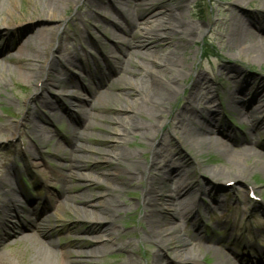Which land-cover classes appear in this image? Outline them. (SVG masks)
Wrapping results in <instances>:
<instances>
[{"label":"rangeland","instance_id":"obj_1","mask_svg":"<svg viewBox=\"0 0 264 264\" xmlns=\"http://www.w3.org/2000/svg\"><path fill=\"white\" fill-rule=\"evenodd\" d=\"M104 1L110 7L117 2V0ZM190 1L185 15L193 20H197L196 15L201 12L207 19L221 16L222 12L216 11L219 6H222L223 10L225 8L232 10L230 5L223 6L222 0ZM14 2L16 4L14 13L8 16L4 14L1 18L3 20L0 19V23H5L9 27L8 30L0 28V42L17 37L9 40V43L13 44L12 49L5 52V58H0V67L5 66L3 73H0V183L2 187L0 202L5 201L10 207L11 199L12 203L30 208L33 212L35 209L40 211L47 205L49 210L42 216L43 219H48L49 227L46 228L42 239L49 236L50 238L47 239L57 242L56 250L58 248L61 251H73L71 256L75 260L78 258L86 260L89 254V249H82L77 245L82 241L80 238L89 241L91 239L82 236V231L88 227V222L79 213V210L85 209L95 212L96 207L92 209L84 206V202H90L97 204L96 212L100 213L103 219L106 218L108 221L105 224L116 232V236L111 239L107 236L99 238L107 244V247L101 251L98 261H94V264H154L155 262L157 264H193L178 259L172 247L164 248L160 244V237L146 235V232L150 230L164 234L171 226L178 229L181 241L191 242L190 239L193 236L206 238V240L199 239L196 243L191 242L199 248L195 250L198 257L197 264H215L216 251L227 257H225L226 262L229 259L239 264H250L249 262L257 264L256 261L249 259L250 254L244 251L243 247L255 248L256 251L250 250V252L257 257H259L258 254L264 253V175L252 172L253 174L243 175L241 180L225 181L236 174L224 168L226 159L222 153L208 148L194 151L178 142L173 135L163 144L165 146L163 150L170 152L164 156L177 160V166L186 165L189 182L203 187L206 193L196 195L195 192L192 200L196 203V209L186 215L185 220H174L171 226L159 225L155 219L151 222L143 220L145 211L159 214L169 212L177 204V194L174 191H166L165 194L169 197L166 205L159 203L154 207L148 205L146 210L143 205L144 197L147 198L143 189L149 181L146 172L129 161L121 159V155L134 149L142 154L139 158L140 162L148 163L152 160L155 151L163 154L158 143L161 134L157 135L152 152L140 137L130 131V112L121 111L124 106L118 103V98L115 97L116 94L119 95L117 88L111 94L108 93L110 97H113L114 102L110 101L107 110L103 113L91 111L92 102L85 99L88 98L86 89L89 92L100 90L103 93L106 89H102L98 81H90L88 73L86 74L83 69L87 66L85 69L88 72H95L96 63L103 66L108 63L116 66L118 62L119 55L111 60L105 59L100 50L114 41L107 32H104V25L93 22L98 17H104L107 10L96 8L98 0L83 2L78 0L77 4L83 7L81 11L76 10L71 3L63 4L57 18L50 19L41 13L40 10L43 7L40 5L34 8L29 0H14ZM3 3L7 5L5 0H1L0 5ZM253 6V4L235 6L237 7L235 12L245 21H256L264 25V13ZM89 7L94 9L93 12H88ZM200 8L203 10L200 11ZM25 9L31 11L30 16L24 15ZM116 23L121 28L125 27L122 19H117L115 25ZM139 26L141 28V24ZM208 28L204 30L203 42L195 40L187 48L194 53H188L189 60L186 62L192 73H185L186 80L179 86L175 108L181 109L184 106V99L189 93L193 75L201 71L204 82H207L210 90L213 91L207 101L214 98L216 106L214 109L219 112L218 123H222L219 126L227 128L225 134L240 138L251 132L260 144H264V126L256 128L250 122H240L238 118L232 119L233 112L226 107L228 97L238 89L239 85L243 86L241 93L247 94L249 91V95L247 94L249 97L264 96V64L258 65L247 61L244 57H236L234 51L225 49L208 34ZM86 29L89 30L88 33L85 32ZM49 30L54 31L51 43L52 51L55 50L52 53L53 62L65 63L69 58L72 60L79 56L78 67L68 70L69 74L79 80L78 87L63 89L58 84H52V87H41L37 81L21 77L18 64L5 62L4 59L7 58L17 59L18 54L15 49L30 38L33 39L30 46L38 51L41 48L39 39L46 37ZM39 32L42 33L39 34ZM57 46L59 49H56ZM73 54L76 56L72 57ZM41 62L44 64L43 60ZM117 77L115 75V79ZM125 78V76L122 77V79ZM128 79L127 77V81H133ZM61 80L67 82L66 77H62ZM138 86H141V83ZM249 87L260 88L262 91L250 92ZM76 93L83 95L84 102L89 107L87 111L89 120L97 129L94 131L80 128L78 136L88 138L87 141L74 139L72 133L76 127L75 123L66 114L55 110L56 108L54 111L41 109L36 112L38 116L30 120L31 125L24 123L25 116L33 114L37 106L33 100L38 95L49 97L48 100L52 103L53 98H59L69 109V115L78 113L76 104L67 98V95ZM250 105L254 109L257 107L256 103H250ZM195 107L199 112L205 109V104L200 103ZM219 107H221L220 110ZM216 111L213 110L212 113ZM93 116H96L95 120L92 119ZM99 117L103 119L100 120ZM227 119H232L233 123H228ZM143 120L148 121L144 118ZM4 124L8 126L5 128L8 130L7 133L5 129L2 130ZM122 125L127 126L124 128ZM14 128H16V135L13 138L11 134ZM42 129L49 133L45 142L44 139L43 143L39 144L32 141L33 138L40 137L39 133ZM117 132L119 135L116 134ZM122 134L125 135L127 143L117 145L116 142L121 139ZM76 146H85L95 152L88 154L89 158L84 159L80 169L72 168L73 162L70 160L75 154ZM254 150L262 153L258 148ZM30 154L34 156L30 157ZM158 159L161 158L157 157ZM254 159L251 157L250 161ZM164 166L162 162L158 167V171H161V174L155 177L158 182H163L167 172H171V169H166ZM242 166L243 164L240 163V167ZM163 167L165 169L160 170ZM42 169L41 173H37V170ZM33 177L39 182L34 181ZM23 178L29 183L27 189L23 185ZM249 188L255 199L249 198ZM63 189H65L64 192ZM223 201L225 203H222ZM21 217L24 216L21 215ZM31 219L34 220V217ZM8 220L9 225L18 221L14 216ZM246 236L249 237L248 241ZM15 241V238H9L0 243V260L3 261L1 264H22V257H26L23 252L25 246L22 242ZM98 245L101 246L100 243ZM76 253H80L81 256L78 257ZM262 262L264 264V258Z\"/></svg>","mask_w":264,"mask_h":264},{"label":"bare ground","instance_id":"obj_2","mask_svg":"<svg viewBox=\"0 0 264 264\" xmlns=\"http://www.w3.org/2000/svg\"><path fill=\"white\" fill-rule=\"evenodd\" d=\"M5 2H7V5L5 3L0 5V19L3 18L4 14L6 16L12 15L16 8L14 0H5ZM77 2L78 0H29L30 5L34 8L38 5L43 7L40 10L41 13L50 19L57 18L63 4L71 3L76 10L81 11L83 7ZM190 2V0H176V2L174 0H117L110 7L104 0H98L96 8L106 9L107 13L104 17H98L93 22L94 24L104 25V32H107L111 40L114 41L105 45L104 49L101 48L100 51H102L106 60L119 56L117 57L116 66H111L109 63L105 66L96 63L95 72H88L85 69L87 66L83 69L86 74L88 73L90 81H98L100 87L106 89L104 93L100 90L89 92L86 89L85 92L88 93V98L85 99L92 102H90L92 104L91 111H102L103 113L107 110L109 102H114L113 97H110L108 93L111 94L117 88L119 95L116 94L115 97L118 98L117 102L124 106L121 111L130 112V131L140 137L147 147L151 148L152 152L155 148L153 143L157 135L161 134L158 143L162 150L163 147L165 148L163 144H165L167 138L174 135L178 142L194 151L208 148L222 153L226 159L224 168L234 171L236 174L225 181L241 180L243 175L253 173L264 175V154H262L264 153V144H260L251 132L242 135L240 138L225 134L227 128L219 126L222 123H218L219 112L214 109L216 107L214 98L207 101L213 91L210 90L208 83L204 82L201 71H197L193 75L189 93L184 99V106L181 109L175 108L179 86L186 80L185 73H192L186 62L189 60L188 53H194L187 48L195 40H201L202 42L205 40L203 39V33L208 26V34L219 45H223L225 49L234 51L236 57H244L247 61L258 65L264 64V25L256 21H245L235 12L237 9L235 6L253 4L256 10L264 13V0H222L223 6L230 5L232 10L226 8L223 10L222 6H219L216 11L219 13L221 11V16L217 17L215 15L216 18L207 19L201 12L196 15L197 20L187 18L185 15ZM89 9L88 12L94 10L91 7ZM202 10L200 8V11ZM30 12L27 9L23 11L26 16H30ZM117 19L124 20V28H121L117 23L115 25ZM138 22L141 24V28ZM0 28L8 30L9 27L5 23H0ZM53 32V30H49L46 37L43 36L39 39L41 48L38 51L30 46V43L33 42V39L30 38L15 49L18 54L17 59L6 57L7 59L4 60L11 64H18L20 76L26 80L37 81L41 87H52V84L61 85L63 89L78 87L79 80L69 74L68 70L78 67L79 56L73 54L72 57H76L72 60L69 58L65 63L62 61L53 62L52 53L55 51H52L53 45L51 46ZM85 32L88 33L89 30L86 29ZM41 33L39 32V34ZM15 38L17 37L14 36L6 42H0V58H5V52L12 49L13 44H10L9 40ZM56 49H59V46ZM81 49L83 50V48ZM42 60L44 64H42ZM4 69L5 66L1 65V74ZM115 75L118 76L116 79ZM123 76L129 77L133 81H127L126 78L122 79ZM62 77H66L67 82H63ZM140 83L141 86H138ZM242 87L239 85L236 90L239 94L236 91L230 94L226 107L230 111L232 110L234 118L250 122L252 126L261 128L264 126V96L249 97V91H247L248 95L241 93ZM248 89H250V92L256 93L262 91L260 88L253 89L249 87ZM67 98L76 104L79 110L78 113L72 116L69 115V109L65 107V104L59 98H53L52 103L48 100L49 97L38 95L33 100V103H37V106L34 111L32 110L33 114L25 116L24 123L31 125L30 120L34 116H38L36 112L41 111V109L54 111L56 108L55 110L66 114L75 123L74 126L76 127H74L72 133L74 139L76 141H87L88 138L84 139L78 136V131L81 127L84 130H97L89 120L90 116L87 114L89 107L84 102L83 95L79 93L67 95ZM200 103L205 104V109L197 112L195 105ZM250 103H256V109L251 107ZM220 109L221 107H219ZM213 110L216 113H212ZM143 118L148 119V121L143 120ZM92 119L95 120L96 116H93ZM99 119L103 118L99 117ZM122 126L125 128L127 125ZM2 127H4L2 130H4L8 126L4 124ZM15 131L16 128L11 134L13 138L16 135ZM5 132L7 133L8 130L5 129ZM39 134L40 137L32 139L38 144L43 143V139L45 142L49 135L45 129H42ZM116 134L119 135L118 132ZM209 136L212 137L209 138ZM49 142H52V140H49ZM116 143L117 145L127 143L125 135L122 134L121 139H118ZM254 148L260 149L262 153L255 151ZM74 151L75 154L70 159L73 162L72 168L74 169H80L84 159L95 153L85 146H76ZM169 153L164 150L163 154L155 151L152 160L148 163L140 162L139 158L142 154L134 149H130L121 155V159L129 161L132 165H136L143 172H146L149 180L143 189L144 195L147 197L143 199L146 210L148 205H152V207L157 206L158 203L166 205L169 201V197L165 194L166 191H174L177 194V204L169 212L159 214L145 211L143 215V220L151 222L155 219L157 224H164L165 226H171L174 220H185L186 215L196 209V203L192 200L195 192L196 195L197 193H206L203 187L189 182L186 165L180 164L177 166V160L164 156ZM33 156L30 154V157ZM157 157L161 159L157 160ZM251 157L255 159L250 161ZM162 162L166 169H171V172H167V177L163 182H158L155 177L161 174L158 167ZM240 163L243 164L242 167H240ZM164 167L160 170L163 171ZM42 171L43 169L37 170V173ZM171 184H173L172 187ZM64 191L65 189H63ZM12 202L10 199V207L6 205L5 201L0 202V243L9 238H15V242H22L25 246L23 252L26 254V257L21 259L22 264H94L98 261L101 251L107 247V244L99 238L107 236L111 239L116 236V232L105 224L108 220L103 219L100 213L96 212L97 204L84 202L86 208L93 209L96 207L95 212L86 209L79 210V213L88 222V227L82 231V236L91 239L89 241L80 238L82 241L77 247L89 249V254L86 256V260L80 258L75 260L71 256L73 251H61L58 248L56 250L57 242L47 239L50 238L49 236L42 239L46 228L49 227L48 219L45 220L42 216L49 210L47 205L41 209V212L39 211L40 214H37L36 209L33 212L30 208L20 207ZM21 215L24 217H21ZM13 216L18 221L9 225L8 219ZM33 217L34 220H31ZM97 234L99 235L97 236ZM146 235L160 237V244L164 248L172 247L178 259L193 264L198 263L195 250L199 248L191 242L196 243L199 239L205 240L203 236H193L190 239L191 242L181 241L178 236V229L172 226L164 234L150 230L146 232ZM99 243L101 246L98 245ZM214 254L217 260L215 264H239L229 259L226 262V256L224 257L217 251ZM76 255L81 256L80 253H76ZM2 262L0 260V264Z\"/></svg>","mask_w":264,"mask_h":264}]
</instances>
